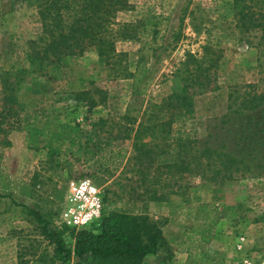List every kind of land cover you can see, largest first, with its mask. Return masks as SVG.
<instances>
[{"label": "rangeland", "instance_id": "obj_1", "mask_svg": "<svg viewBox=\"0 0 264 264\" xmlns=\"http://www.w3.org/2000/svg\"><path fill=\"white\" fill-rule=\"evenodd\" d=\"M128 1L132 10L119 15L121 22L147 17L159 22L153 43L143 35L116 44V52L125 54L116 65L118 77L87 48L54 69L58 76L28 74L18 88L0 132V264H49L53 247L47 233H59L73 248L79 230L61 224L60 217L70 205L72 185L84 180L98 188L104 215H144L162 224L177 242H169L172 252L187 258L203 252L223 264H264V177L220 175L222 183L216 184L211 175L164 166L187 154L180 140L200 142L212 132L223 104L207 111L204 101L220 91L261 84L260 32L239 33L229 0ZM0 11V71L26 68L28 42L42 31L38 12L20 0H0ZM205 45L222 50L210 89L194 99L191 115L178 119L161 111L185 54L201 56ZM142 46L148 75L133 95L124 75L135 70ZM7 107L0 95V113ZM139 123L154 129L141 131L137 151ZM202 203L212 208L201 212ZM206 213L213 225L200 244L198 233L210 221ZM239 236L244 242L237 250Z\"/></svg>", "mask_w": 264, "mask_h": 264}, {"label": "trees", "instance_id": "obj_2", "mask_svg": "<svg viewBox=\"0 0 264 264\" xmlns=\"http://www.w3.org/2000/svg\"><path fill=\"white\" fill-rule=\"evenodd\" d=\"M232 2L235 28L240 34L260 32L258 45H264V0H229ZM27 7H34L42 25L41 33L28 42L27 67L13 71H0V95L7 112L2 110L0 132L4 120L17 103L18 88L28 74L46 73L58 76L65 59L83 54L93 48L98 59L111 70L116 78L120 73L116 65L125 54H119L115 46L119 42L140 41L143 35L151 37L157 33L158 20L147 17L144 21L121 22L119 15L132 10L128 0H20ZM1 12V11H0ZM185 12V11H183ZM150 31L148 32V29ZM148 47L150 44H147ZM146 45V46H147ZM257 46V47H258ZM144 46L139 49L135 70L126 73L131 80L132 94L148 75ZM202 55L187 52L180 66L173 72V88L159 106L161 111L171 112L178 119L191 115L194 99L206 93L213 82L214 71L221 60L222 50L210 45L201 47ZM264 65L261 64L262 67ZM52 69V70H50ZM57 72L56 75H54ZM261 84H247L236 87L232 92L220 91L216 97L203 102V109L211 111L217 103L223 104L224 112L213 125L212 132L204 141L180 140V147L187 154L178 155V162L164 165L176 168L190 175H211L212 182L222 183L220 175L228 180L235 176L264 177V77ZM172 116V115H171ZM164 126L163 122L159 123ZM154 129L139 123L134 136V146L142 145L141 131ZM138 151V150H137ZM180 159H183L180 160ZM199 211L211 209L212 205L202 203ZM213 213V210H211ZM207 228L198 233L199 243H206L204 234L213 225L212 217ZM39 220L42 219L39 217ZM192 234H195L192 232ZM53 247L49 264H67L76 259L77 264H144L146 256L161 255L168 260L173 256L169 241L163 236L162 224L148 216H134L113 212L104 215L97 225L81 229L72 248L64 243L61 235L47 233ZM191 239V237H188ZM165 251L167 255H163ZM185 264H223L207 257L203 252L188 253Z\"/></svg>", "mask_w": 264, "mask_h": 264}, {"label": "built area", "instance_id": "obj_3", "mask_svg": "<svg viewBox=\"0 0 264 264\" xmlns=\"http://www.w3.org/2000/svg\"><path fill=\"white\" fill-rule=\"evenodd\" d=\"M102 212L103 204L98 188L88 180L80 181L70 189V205L61 213V224L70 229L81 230L97 225ZM243 242L244 239L239 236L237 250L242 248Z\"/></svg>", "mask_w": 264, "mask_h": 264}, {"label": "crops", "instance_id": "obj_4", "mask_svg": "<svg viewBox=\"0 0 264 264\" xmlns=\"http://www.w3.org/2000/svg\"><path fill=\"white\" fill-rule=\"evenodd\" d=\"M167 230V229H166ZM162 233L163 236L171 243H177L174 241L172 238L173 237H168L166 235L165 229L162 228ZM171 246L175 247L174 244H171ZM187 255L186 254H181V251H175L173 250V256L166 260L164 259L161 255H156V256H146L144 259L145 264H184L186 261Z\"/></svg>", "mask_w": 264, "mask_h": 264}]
</instances>
